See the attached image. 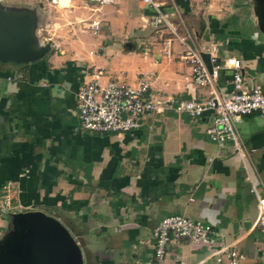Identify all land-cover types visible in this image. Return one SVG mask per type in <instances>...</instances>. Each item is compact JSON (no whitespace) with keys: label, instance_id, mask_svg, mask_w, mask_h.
I'll list each match as a JSON object with an SVG mask.
<instances>
[{"label":"crops","instance_id":"1","mask_svg":"<svg viewBox=\"0 0 264 264\" xmlns=\"http://www.w3.org/2000/svg\"><path fill=\"white\" fill-rule=\"evenodd\" d=\"M66 1L55 9L70 14L68 25L91 13L82 0ZM158 1L173 24L182 20L192 31L198 46L213 43L219 59H239L245 88L258 83L264 90V18L257 13L262 0ZM40 4L0 0L8 10L32 12L35 21ZM79 6L84 10L74 13ZM116 11L122 17V9ZM149 14L150 9L138 15L142 29ZM100 31L101 26L87 46L50 45L34 61H0V200L8 198L13 211L40 210L57 218L81 247L83 264H147L151 230L172 214L210 225L221 244L243 254L242 264H255L264 234L252 226L256 201L249 178L264 193V113L252 112L239 122L247 151L241 159L208 140L209 111L192 118L174 109L179 100L201 102L210 95L208 86L190 81V66L179 55L162 58L159 42L140 53L119 30ZM124 42L134 48L125 49ZM202 58L209 67L205 53ZM98 71L101 81L129 84L146 76L152 92L164 95L159 101L164 112L143 115L128 132L83 129L75 91ZM230 79L231 70L221 69L215 88L228 92ZM6 214L0 218V241L11 225ZM219 245L180 238L167 246L165 263L221 264L223 253L208 258Z\"/></svg>","mask_w":264,"mask_h":264},{"label":"built area","instance_id":"2","mask_svg":"<svg viewBox=\"0 0 264 264\" xmlns=\"http://www.w3.org/2000/svg\"><path fill=\"white\" fill-rule=\"evenodd\" d=\"M48 1L52 5L62 6L61 0ZM108 1L110 0H82V4L91 5L89 7L91 13L84 19L74 18L73 23L86 22L85 31L96 34L101 26V7ZM140 3L150 9L145 24L158 33L161 57L165 59L171 57L170 40L175 39L181 47L179 58L190 66L191 82L210 88V95L205 100L198 102L182 99L175 104V110L192 118L209 111L211 116L205 129L208 140L231 153H237L244 159L247 151L238 124L244 115L252 112L264 113V90L258 83L245 88L239 71L240 60L232 56L219 59L217 46L213 43L198 46L192 31L182 20H179L177 26L169 20V14L162 11V2L140 0ZM48 25L53 24H45L42 29L46 30ZM203 53L207 55L209 67L203 61ZM89 54L94 52L89 51ZM221 69L231 70L232 88L228 92L214 86ZM100 75V71L96 72L75 91L77 116L83 129L95 133L128 132L139 125L141 116L161 108V102L150 99L146 94L149 87L146 76L139 75L129 84L116 79L101 81ZM249 192L256 201L252 226L258 227L264 234V193L258 191L251 178ZM18 211L21 210L13 211L8 198L0 200V216ZM180 238H186L194 245L208 247H215L223 242L222 237L217 235L210 225L200 220H193L180 214L165 215L157 220L151 230V251L147 264H166L167 246ZM221 243L217 249L210 252L208 258L223 253L221 264H242L243 254L231 244ZM254 263L264 264V238L259 248V258Z\"/></svg>","mask_w":264,"mask_h":264},{"label":"water","instance_id":"3","mask_svg":"<svg viewBox=\"0 0 264 264\" xmlns=\"http://www.w3.org/2000/svg\"><path fill=\"white\" fill-rule=\"evenodd\" d=\"M264 18V0L261 1ZM35 17L0 5V61L26 63L41 58L50 43L39 44ZM12 231L0 241V264H83L82 250L68 229L40 210L11 213Z\"/></svg>","mask_w":264,"mask_h":264},{"label":"rangeland","instance_id":"4","mask_svg":"<svg viewBox=\"0 0 264 264\" xmlns=\"http://www.w3.org/2000/svg\"><path fill=\"white\" fill-rule=\"evenodd\" d=\"M76 1L79 2V0ZM67 2L68 1L66 0L62 1L61 5L65 7L67 6ZM75 4L78 5L77 2ZM55 7L56 6L52 5L48 0H41L40 7L37 11V19L35 21V28H37L36 29L37 31L34 32V35L36 33L35 38L39 44L49 42L50 45H52L53 47H55V49H57L72 45L87 46L90 43V41L88 40L91 41L94 40V38L97 36L99 31L96 33V35L89 34L88 36H86L85 34L87 33L85 32L84 29L86 22H81L75 26L68 25L67 22L72 20L70 18L71 17L70 14H68L67 11L55 9ZM116 7L122 9V17H120L121 15H119L118 12L116 11ZM260 9H262L261 5H257L258 17L260 16L258 12L260 11ZM83 10L84 9H82L79 6L76 10L74 9L73 12L78 13L80 11L82 12ZM101 10L102 12H104L102 14V20H101V31H100L101 33L108 35L109 33H111L112 30L115 29L119 30L122 33L120 38L132 40L137 47V51L140 53H149L154 46L156 47L158 43V39H157L158 33H155L147 26L142 29L140 26L142 22L140 21L141 22L140 23L139 20H137L140 12L144 10L149 11V9L146 6L140 3V0H110L107 3L103 4ZM52 22L56 23L54 27L48 25L46 30L42 29L45 26V24H49ZM71 26H74V28H72ZM113 37L114 36H112V38ZM123 46L125 47V49L134 48L131 42H124ZM170 50L172 57L176 55L175 57L176 59H178V55L180 54L181 50L179 48L178 42L175 39L170 40ZM146 94L152 100H157V101L164 100L163 94L160 93L155 94L152 92V86L150 84ZM163 108L164 107H162L161 110L158 111L157 113L160 114L164 112ZM172 113L175 112L173 111ZM6 215L9 216L10 213ZM8 216L6 217L8 220H10V216L9 217ZM0 218H3V216H0ZM12 228L13 225H10L8 233H6L5 236L9 235V232L10 230L12 231ZM211 250L212 248L209 249V251Z\"/></svg>","mask_w":264,"mask_h":264},{"label":"trees","instance_id":"5","mask_svg":"<svg viewBox=\"0 0 264 264\" xmlns=\"http://www.w3.org/2000/svg\"><path fill=\"white\" fill-rule=\"evenodd\" d=\"M19 64H24V63H19Z\"/></svg>","mask_w":264,"mask_h":264}]
</instances>
